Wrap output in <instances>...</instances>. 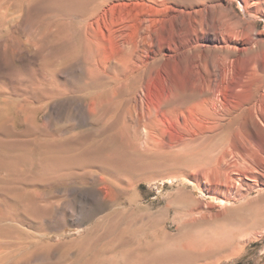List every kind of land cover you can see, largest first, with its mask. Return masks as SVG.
<instances>
[{
  "label": "rangeland",
  "instance_id": "obj_1",
  "mask_svg": "<svg viewBox=\"0 0 264 264\" xmlns=\"http://www.w3.org/2000/svg\"><path fill=\"white\" fill-rule=\"evenodd\" d=\"M170 5L0 0V263L264 264L246 120L202 133L186 95L198 79L246 103L255 52L211 32L196 46ZM255 32L264 68L263 20Z\"/></svg>",
  "mask_w": 264,
  "mask_h": 264
},
{
  "label": "bare ground",
  "instance_id": "obj_2",
  "mask_svg": "<svg viewBox=\"0 0 264 264\" xmlns=\"http://www.w3.org/2000/svg\"><path fill=\"white\" fill-rule=\"evenodd\" d=\"M166 1L173 4L170 5V9L176 20L177 30L180 33L194 36V44L196 46L202 43L207 32H211L215 38L217 34L221 35L218 45L226 50L236 52L239 49V45L242 44L246 51L255 52L257 62V64H254L255 71L251 77L247 78V81L241 80L237 82L239 86L244 82L248 84L249 98L246 103L233 107L226 105L221 98L222 89H217L215 92H212V95L203 97L202 92L196 84L199 81L198 79L191 80V82H194L191 83L190 93L186 95L199 97L197 105L202 108V113L197 121V125L200 129L199 131L202 133L208 128L218 126L222 119L239 121L244 118L246 120L249 131L241 132L237 129L235 138L237 137L241 141V154L243 158L251 160L253 166L242 165V173L248 174L249 177H253L258 183L261 182L264 185V145L259 141V139L264 140V68L260 63L261 48L258 44L259 41L256 39L257 35L255 32L256 20L260 19L264 21V0ZM234 2L237 3L236 7H242L243 14L235 9ZM215 10L226 11L229 18L220 22L219 19H216ZM246 32L249 34L247 37H245ZM243 40L245 42H242ZM226 66L230 67L231 64H226ZM227 71L228 69L224 68V72H226L224 73L225 76H223L224 82L230 81ZM230 83H235V81L233 80ZM176 102L181 105L183 99H178ZM254 171H258L259 175L254 173ZM228 203V200H223V204ZM229 210L230 208L222 213H216V217L225 215ZM13 244L15 243L11 242V245ZM1 245L2 241H0ZM2 251L0 248V257L1 253L4 252Z\"/></svg>",
  "mask_w": 264,
  "mask_h": 264
}]
</instances>
